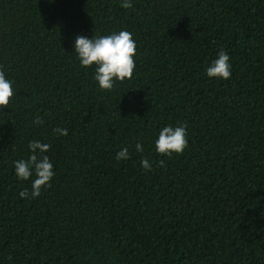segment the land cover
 I'll return each instance as SVG.
<instances>
[{
    "label": "trees",
    "instance_id": "1",
    "mask_svg": "<svg viewBox=\"0 0 264 264\" xmlns=\"http://www.w3.org/2000/svg\"><path fill=\"white\" fill-rule=\"evenodd\" d=\"M121 3L0 0V264H264V0ZM122 30L135 71L101 90L75 38ZM221 49L228 80L206 75ZM181 124L188 147L159 155ZM33 140L55 173L37 198L14 169Z\"/></svg>",
    "mask_w": 264,
    "mask_h": 264
},
{
    "label": "clouds",
    "instance_id": "2",
    "mask_svg": "<svg viewBox=\"0 0 264 264\" xmlns=\"http://www.w3.org/2000/svg\"><path fill=\"white\" fill-rule=\"evenodd\" d=\"M125 9L133 7L131 0H122L120 5ZM74 52L77 55L80 66L88 68L95 65L94 79L101 90L110 91L115 82H123L131 79L135 71L136 42L132 34L128 31H120L92 39L84 36H77L74 42ZM208 78L228 80L231 78V63L229 55L221 49L217 58L212 61L206 69ZM12 81L6 78L3 70H0V108H7L15 95ZM36 125L43 123L42 118L37 117L34 122ZM187 124L176 127L165 126L159 131L158 139L155 141V151L161 156L171 157L173 154L180 155L188 147ZM53 132L59 136H66L67 129L55 128ZM50 145L39 141H30L28 148L32 153L27 160H17L14 162L16 177L21 181H27L35 175L31 184V197L37 198L41 189L50 187V181L54 177L53 165L47 155ZM136 150L143 152L140 143L136 144ZM129 158L128 149H121L116 154V160H126ZM163 167L164 162H159ZM141 167L145 171L151 170V162L143 159ZM21 198L29 196L28 190L20 192Z\"/></svg>",
    "mask_w": 264,
    "mask_h": 264
}]
</instances>
